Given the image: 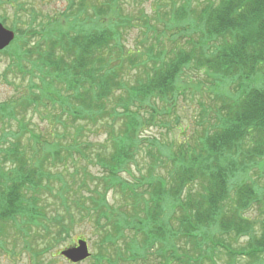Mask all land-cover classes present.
Masks as SVG:
<instances>
[{"label": "trees", "instance_id": "obj_1", "mask_svg": "<svg viewBox=\"0 0 264 264\" xmlns=\"http://www.w3.org/2000/svg\"><path fill=\"white\" fill-rule=\"evenodd\" d=\"M87 1L92 3L88 5ZM193 1L200 0H181L180 5H171L169 14L161 16L166 23L162 33L155 36L157 44H163L166 33L174 47L170 52L161 49L150 53V73L145 72L143 80L129 86L126 93L122 91L125 96L118 98V110L108 107L107 101L125 84L119 79V66H111L113 61H106L103 53L114 48L108 53L122 56L118 28L131 27L135 22L133 16H123L120 0H105L100 6L96 5L97 0H67L62 14L53 18L58 28L47 31L49 35L41 31L23 37L17 60L10 69L29 78L36 71L38 82L28 80L29 93L21 100L13 97L0 104V120L15 121L28 132L21 123L24 108H51L52 122L76 129L69 134L65 149V143L53 148L47 141L28 149L22 145L20 132L11 133L10 145L0 146V236L8 224L16 226L18 233L26 231L30 235L33 228L41 227L36 244L40 251L31 250L28 235L24 237L31 259L49 254L65 241V236L70 237L72 209L82 218L93 220L102 233L104 252H115L96 253L93 264H120L125 260L130 264H150L153 257L162 264H264L263 198L245 180L250 170L264 165V0H202L192 7ZM89 12L95 18L104 14L118 16V22L86 30L80 27V18ZM138 19L150 28L144 14L140 13ZM17 35L22 37V32ZM29 36L36 37L32 44ZM119 61L123 63V59ZM25 64L30 70L23 72ZM191 68L211 77L220 92L215 94L219 104L214 110L212 129L199 140V149L183 143L172 154L171 147L158 145L156 139L137 141L141 127L154 124L157 103L169 107L175 104L180 97L178 78ZM140 108L150 109L149 120L143 122ZM102 118L120 122V135L114 138L106 156L97 152L98 176L80 171L85 180L95 184L93 193L83 196L86 193L80 181L77 184L72 178L69 182L62 172L52 173L46 163L58 162L66 171L67 162L74 160L67 155L73 152L84 157L81 151L87 147L76 143L83 129L80 123H95ZM3 141L5 135L0 144ZM143 142L149 146L146 155L152 164L149 177L140 181L146 186L141 197L138 180L129 183L120 175L135 160ZM157 167L166 172L169 167L170 173L157 177ZM77 173L78 168L73 174ZM54 182L59 185L57 200L61 211L54 209L49 215L46 209L50 207L42 192L53 188ZM168 182L172 188H167ZM194 182L197 193L190 192ZM187 186L190 188L183 197L182 190ZM116 189L133 207L130 216L124 211L117 215L108 203L107 193ZM252 210H258L261 216L258 237L252 231L256 222L245 218ZM167 211L173 213L170 226L164 219ZM240 237L248 243L239 244Z\"/></svg>", "mask_w": 264, "mask_h": 264}, {"label": "rangeland", "instance_id": "obj_2", "mask_svg": "<svg viewBox=\"0 0 264 264\" xmlns=\"http://www.w3.org/2000/svg\"><path fill=\"white\" fill-rule=\"evenodd\" d=\"M102 1L105 0H97L96 5L100 6V4L103 3ZM180 1L181 0H120L119 5L123 10V16H133L135 22L131 27H122L121 25L118 28L121 36L119 46L122 48V56H118L114 53H108V51L111 50L115 51L114 48H110L108 51L103 53V57L106 61H113L111 66L115 68L119 66V79H121V81L125 84L124 89L115 91L110 100L108 99V107H114L115 110H118V98L125 96L122 91L126 93L129 86H134L139 82V80H143L145 72L150 73L152 63L147 62V57L149 58L150 53L156 54V52L161 49L170 52V49L174 47L170 45L169 39L166 38V33L164 34V37H162L163 44L161 42L157 44L155 36L162 33L164 23H166L165 18L162 19L161 16L165 13L169 14L171 11V5H180ZM201 1L202 0L198 2L193 1L192 7H197V4ZM66 2L67 0L0 1V23L7 30H11L15 34V40L13 43L6 50L0 52V104L11 101L13 97L21 100L22 97L28 95L29 93L27 91V84L29 83L28 80L33 78V82H38L36 80L39 75L38 72L35 71L33 73V77L29 78V75L27 74L20 75L16 70H11L10 66L16 62V55L21 50L20 48L23 42V37H27L28 33H40L41 31H45V33L49 35L48 33H51L52 30L58 28V22L53 18L56 17L54 15H57L58 13L62 14L66 7ZM87 3L89 5L92 2L87 1ZM73 12L75 11L73 10ZM91 13L92 12H89L87 16L80 18L81 28L86 30H92L94 29V26H96L97 29L104 28V26H107L110 23L114 24L116 18L118 17H110L109 14H104L102 15V18L100 17V19L99 17L95 18L91 16ZM140 13L144 14L146 23L150 27L149 29L143 26L141 21L138 19V17H140ZM158 14H160V17H158ZM95 19L97 20L96 22H94ZM48 21L49 24H47ZM18 31L22 32V37L17 35ZM16 35L18 37H16ZM30 37L31 36H29L28 41L32 44L36 37ZM120 59H123V63L119 61ZM136 63L140 66L143 65V67H137V65H135ZM144 64L146 67H144ZM24 67L25 69L23 72L30 70V66L28 64H25ZM7 68L8 71L6 73ZM178 79L180 80H178L180 97H177L175 104H172V107H169L165 104L163 105L157 103V107L155 106L156 115L154 124L143 125L136 137L139 142L143 141V139H147L149 141L156 139L158 141V145L171 147L172 154L173 152H178V150H180L179 145H183V143L194 150L199 149V140L206 132L212 129L211 125L213 124L215 117L214 110L219 104L217 100H215V94L220 93L214 86L215 82L211 77L207 76L206 73L196 71L192 68L185 69L181 78L179 77ZM24 109V117L23 120H21V123L26 125L28 132L21 130L18 123L15 121L6 122L5 120H0V138L5 135V141L0 144L1 147H6L10 145L11 141H13L11 133L14 134L20 132L22 145L27 146L28 149L38 148L39 145L45 141H47L46 143H52L53 148L62 146L64 143L63 148H68L66 146H69V143H67L70 140L69 134H72L74 130H76L74 127L69 126L68 128H64L62 122H58V124L55 121L52 122V112H50L51 108L49 110L48 108H33L31 106L28 108L25 107ZM132 110L135 111L134 107ZM54 111L59 110L55 109ZM138 111L143 122H145L146 119L149 120V116L152 115L149 108H143ZM63 122L65 125L68 124L66 121ZM80 126L83 129L81 135L76 139V143L87 147L85 151H81V153H84V157L81 158L79 157L80 154L78 156L73 152L67 155L69 158L73 157L74 160L67 162L69 168L66 171L62 170V167L58 162L53 164L48 162L46 164L52 173L62 172L65 179L69 182L72 178L76 180L77 184L80 181L82 188L86 193L83 194L84 196L93 193L95 184H92L89 180H85V178L81 176L82 173H80V171L84 170L86 174L92 176L99 175L100 169L95 163L96 154L100 153L104 157L111 152L114 138L120 135H118V132H120L121 124L120 122H110L106 120V118H102L96 120L95 123L82 122L80 123ZM113 135L115 136L113 137ZM147 145H145L144 142L139 145L137 154H135V160H131L128 165V170L120 175V178L128 181L129 183L138 180L137 185H139V187L137 190L141 197H144L145 195L146 186L141 184L140 181H144V179L149 177V169L152 164V159L146 155V151L149 148ZM152 151L154 154L156 153V149ZM167 166H169V164ZM76 168H78L79 173L73 174L74 169ZM168 168L169 167H167V172L170 173V169ZM255 168L256 169L250 170L245 180H247L249 185L254 187L258 194H261V198H263L261 200H263L264 203V196H262L264 195V165L262 166L261 164ZM167 172L163 168L157 167L154 171V175L157 177H166ZM71 175H74V177ZM83 183L86 185V188H84ZM192 184V186L190 185V192L197 193V183L194 182ZM52 185L53 188L49 191L42 192V197L47 200L48 207H50L48 210L46 209L49 215L54 212V209L61 211V208L59 207L61 204L58 205L59 201L57 200V198L60 197L58 192L59 185L57 182H54ZM190 186H187L182 190L181 196H185ZM167 188H172V184L168 182ZM107 194L108 203L115 208L117 215H120L118 212L122 211H124L126 216L133 214V207H131L130 203H128V199H126V201L123 200L122 192L116 189L109 191ZM68 196L71 197L70 194ZM232 196H234L233 192H231V197ZM69 206L71 207V204H69ZM70 212L74 215L73 223H71L72 232L70 233V237L65 236L64 242H60V244L55 246L49 254L41 255L38 259H31L30 254L31 250H41V247L38 248L36 244L39 243L37 235L42 234L43 229L41 227L33 228V234L30 235L26 231V233L24 231L18 233L16 226L14 227L11 226V224H8L4 230V234L0 236L2 238L0 240V264H70L60 257L59 252L75 245L78 238L81 240L85 239L88 250L91 254L90 258L78 264H93L94 262L92 256L96 253L104 252V247H101L103 244L100 243L102 233L97 230L91 218H88L87 216H83L85 218H82V216H79L77 212L72 209H70ZM171 213V211H167V217L164 218L167 223L168 221L172 222L173 220V213ZM245 218L253 221V223L256 222V225L252 224V231L257 235L256 237H258L260 230L258 226V219L261 218L260 212L258 210H252L250 213L245 214ZM168 225L170 226L169 223ZM27 235V241L31 244L30 251L27 250L25 244L26 242L24 237ZM31 237L34 238L32 239ZM238 243L245 245L248 243V240L240 237ZM170 249H173V246H171ZM104 253L114 254L115 252L109 249ZM149 260L150 264H162V261L160 259H156V257ZM219 263L222 264V261ZM120 264L130 263H127L125 260Z\"/></svg>", "mask_w": 264, "mask_h": 264}, {"label": "water", "instance_id": "obj_3", "mask_svg": "<svg viewBox=\"0 0 264 264\" xmlns=\"http://www.w3.org/2000/svg\"><path fill=\"white\" fill-rule=\"evenodd\" d=\"M14 39V33L6 30L0 24V51L4 50ZM62 257L72 264H77L89 258L90 254L85 241L79 240L75 246L67 248L60 253Z\"/></svg>", "mask_w": 264, "mask_h": 264}]
</instances>
